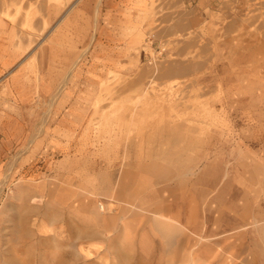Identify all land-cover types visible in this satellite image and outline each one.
<instances>
[{"label": "rangeland", "instance_id": "rangeland-1", "mask_svg": "<svg viewBox=\"0 0 264 264\" xmlns=\"http://www.w3.org/2000/svg\"><path fill=\"white\" fill-rule=\"evenodd\" d=\"M97 1L0 0L21 31L45 28V80L0 153V264H168L177 213L185 252L264 264V0L243 16L139 13L137 44L45 64L49 31Z\"/></svg>", "mask_w": 264, "mask_h": 264}, {"label": "crops", "instance_id": "crops-1", "mask_svg": "<svg viewBox=\"0 0 264 264\" xmlns=\"http://www.w3.org/2000/svg\"><path fill=\"white\" fill-rule=\"evenodd\" d=\"M87 6L66 14L53 31H49L45 42H50V51L55 44L56 54L50 62L47 60L51 55L48 56L45 64L69 65L75 63L74 59H70L75 56H81V63H84L83 55L90 44H96L97 47L104 44H137L141 35H132L140 28L133 18L139 13L157 11L163 18L170 20L173 16L181 20L211 13L221 14L223 7L228 9L230 16H243L248 12L243 0H98L94 6ZM37 24L40 26L37 27ZM32 28V32H23L19 24L15 25L0 14V96H4L0 101L1 154L8 153L10 144L20 143L19 140L23 138L25 106L29 97H33L38 89L41 90L36 83L45 80V68L41 61L42 46L34 44L36 34L45 28L36 21ZM124 33L130 35L122 41ZM110 38L111 41L108 40ZM69 47L80 50V54L64 52ZM58 57L66 59L59 60ZM56 69H51L53 74ZM3 159L0 158L1 162ZM258 214L264 219V208Z\"/></svg>", "mask_w": 264, "mask_h": 264}, {"label": "bare ground", "instance_id": "bare-ground-1", "mask_svg": "<svg viewBox=\"0 0 264 264\" xmlns=\"http://www.w3.org/2000/svg\"><path fill=\"white\" fill-rule=\"evenodd\" d=\"M4 40V39H3ZM6 44V43H5ZM3 53V52H2ZM156 95V94H155ZM172 95V94H171ZM153 99V98H152ZM175 100V99H174ZM179 101V100H178ZM165 102V100H164ZM155 103V102H154ZM177 104V103H176ZM173 105V104H172ZM179 108V107H178ZM128 149V148H127ZM160 160V159H159ZM133 166V165H132ZM137 167V166H136ZM132 169V168H131ZM143 172V171H142ZM113 176V175H112ZM117 179V178H116ZM115 179V181H116ZM173 181V180H172ZM117 184V183H116ZM137 184V183H136ZM139 184V183H138ZM173 184V183H172ZM149 185V184H148ZM138 190V189H137ZM34 201L36 202L37 200L34 199ZM38 202V201H37ZM36 202V203H37ZM40 202V201H39ZM110 206V204H108ZM168 209H170V207H168ZM110 210V209H108ZM160 211L162 212V210L158 209L156 211V213H153L154 215H156L157 213H160ZM111 212V211H110ZM159 215V214H158ZM167 218V217H165ZM168 219V218H167ZM171 221V223H169L170 231L173 232L174 234V238L172 239V241L166 243V245H170L171 246V250H169V260H168V264H210V259H217L219 257H221V259L223 258V262H227L229 261V258L227 256L223 257V255L221 253H216L214 255H211L205 259H200V254L197 253V249L195 248L197 243H193L191 247V249H189L187 252H185L186 250V244L184 239L182 238L183 236V231H184V226L182 225V221L180 218L179 213H177L176 215H172L171 218L169 219ZM160 224V223H159ZM67 232V231H66ZM76 235V234H75ZM50 236V235H49ZM52 238V237H51ZM73 239V238H72ZM213 239V238H212ZM18 240V239H17ZM20 240V239H19ZM10 243V242H9ZM211 243V242H210ZM12 244V243H11ZM112 247V246H111ZM240 247H242V243H240ZM243 251V249L241 248L240 253ZM30 264V263H28ZM32 264V263H31Z\"/></svg>", "mask_w": 264, "mask_h": 264}]
</instances>
